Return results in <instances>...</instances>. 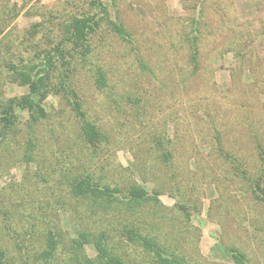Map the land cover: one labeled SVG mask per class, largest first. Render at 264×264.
Returning a JSON list of instances; mask_svg holds the SVG:
<instances>
[{
    "label": "rangeland",
    "instance_id": "obj_1",
    "mask_svg": "<svg viewBox=\"0 0 264 264\" xmlns=\"http://www.w3.org/2000/svg\"><path fill=\"white\" fill-rule=\"evenodd\" d=\"M89 1L0 0V99L29 93L10 82L4 63L39 65L61 25L88 11ZM102 1L128 37L102 25L88 63L74 66L70 86L104 140L95 146L84 140L62 96H47L41 104L46 116L36 124L16 109L13 126H0V248L16 255L8 221L14 216L12 231L23 234L40 209L66 234L55 264L74 253L68 237L78 228L104 232L124 264H154L152 254L128 241L125 226L157 238L171 259L187 264H234L231 248L248 264H264V206L214 150L218 137L250 178L263 175L264 188V0ZM193 18L201 30L195 73L185 40ZM99 68L108 80L104 89L93 78ZM86 175L119 197L133 185L155 191L157 202L91 215L67 190ZM83 251L89 259L96 255L91 245Z\"/></svg>",
    "mask_w": 264,
    "mask_h": 264
},
{
    "label": "trees",
    "instance_id": "obj_2",
    "mask_svg": "<svg viewBox=\"0 0 264 264\" xmlns=\"http://www.w3.org/2000/svg\"><path fill=\"white\" fill-rule=\"evenodd\" d=\"M87 7H89L88 11L85 10L78 17H73L67 24L61 25L59 40L54 44L51 43L52 47L49 48V51H44L43 62L39 65L34 63L23 65L24 60L22 59H20V65L4 61L2 68L8 72L10 82L26 87L29 93L20 98L0 99L2 100L0 101V126L2 129L13 126L16 121V109L27 111L31 123H38L40 119L46 116L41 104L49 94H52L65 98L67 104L75 113L80 135L89 145L95 146L102 142L101 140H104L102 132L87 119L77 93L70 86V81L73 71L77 67L74 66L78 65V61L81 66H85L88 63L92 50L91 39L97 34L102 25H107L112 32L123 40H126L128 34L122 24L111 20L108 8L102 0H90ZM90 9L94 10V12H91ZM200 18L202 19L201 16ZM199 22L198 19H191L192 27L185 37L188 45V63L192 73L198 71L200 54L198 41L201 33V30L197 27ZM3 37V31L1 30L0 43ZM93 76L94 82L99 89L107 87L108 80L102 68L96 69ZM31 125L30 128H32ZM215 145L216 148L214 150L216 153L228 161L230 173L233 177H240L244 182L251 185L255 200L264 206V188L261 186L263 175L255 179L250 178L251 176L245 163L230 153L225 154L218 137H216ZM32 148L33 145L30 142L27 146V152L31 153ZM261 149L259 148V156L260 164L263 166L264 153ZM164 158L168 160L170 157L166 155ZM67 190L72 200L88 204L91 215H94L98 209L105 213L119 205H124L126 208L129 207L131 209H139L151 201L157 202L158 196L155 191L151 195L143 187L133 185L128 189L127 195L119 197L120 193L117 190L104 185L91 175L74 179L69 183ZM60 204L57 203V207L62 205ZM180 209L187 214L185 206H180ZM39 210L37 214L33 212L30 214L32 223H28L29 228L23 234L17 233L15 230L12 231L17 219L15 220L14 216L10 218V221H8L10 226L8 225V228H10L12 236L14 233L17 240L13 239L16 255L9 256L4 249L0 248V264H55L57 262L59 255L67 247V239L66 241L64 240V235L66 234L59 227L58 220L57 223L54 222L50 226L47 221L49 212L46 213L44 210ZM0 230L3 229L0 228ZM138 230V227L127 228L125 226L123 232L131 244H138L152 254L154 264H187L183 258L171 259L165 247L160 244L157 238L144 236ZM68 240L71 248L73 247L74 253L69 258L62 257L60 260L61 262L63 261L62 264H124V261L108 248L107 235L104 232L94 235L86 229L78 228L72 237H68ZM86 245H91L94 248L96 252L94 258L89 259L84 256L83 247ZM230 252L231 260L234 264H248L244 253L235 248H231Z\"/></svg>",
    "mask_w": 264,
    "mask_h": 264
}]
</instances>
